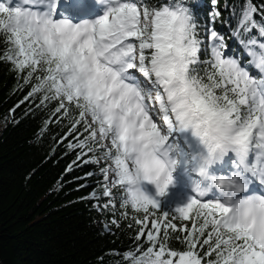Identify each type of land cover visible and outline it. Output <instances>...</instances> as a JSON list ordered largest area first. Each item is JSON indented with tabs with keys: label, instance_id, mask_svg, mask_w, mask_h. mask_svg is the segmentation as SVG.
<instances>
[{
	"label": "snow or ice",
	"instance_id": "snow-or-ice-1",
	"mask_svg": "<svg viewBox=\"0 0 264 264\" xmlns=\"http://www.w3.org/2000/svg\"><path fill=\"white\" fill-rule=\"evenodd\" d=\"M104 4L93 16L68 12L60 0H0V59L31 85L29 96L43 93L42 102L57 101L65 116L68 105L79 110L72 130L83 124L89 135L69 147L103 149L111 161L101 169L103 206L115 209L119 196L120 207L145 214L134 218L136 239L146 236L149 246L125 253L126 264H264V23L254 19L257 9L240 10L254 58L242 63L226 56L215 31L207 58L196 14L183 0ZM177 169L182 188L195 195L166 202ZM177 219L191 228H178ZM170 231L185 234L186 250L169 247Z\"/></svg>",
	"mask_w": 264,
	"mask_h": 264
},
{
	"label": "trees",
	"instance_id": "trees-1",
	"mask_svg": "<svg viewBox=\"0 0 264 264\" xmlns=\"http://www.w3.org/2000/svg\"><path fill=\"white\" fill-rule=\"evenodd\" d=\"M147 2L158 7L168 0ZM183 3L196 14L207 58H211L215 43L210 33L215 31L223 39L226 56L238 57L242 63L253 60L245 48L252 33H243L238 26L240 10L255 7L254 19L257 24L264 23V0ZM253 33L261 39L258 30ZM4 47L0 37V52ZM30 90L31 85H25L12 66L0 59V264H126L125 253L137 245H143L141 251L149 246L146 236L136 239L141 225L134 218L143 219L145 214L120 207L119 196L115 209L103 206L109 198L102 194L105 181L101 169L111 161L102 158L103 149L89 152L69 147L89 135L83 124L72 130L79 110L68 105V115L57 113V101L42 102L43 93L29 96ZM88 121L91 123L90 117ZM97 158L99 163H86ZM179 195L176 188L171 189L165 200L177 202ZM164 210L162 204L154 211L160 216ZM172 222L178 228H191V221ZM184 235L170 231L169 247L186 250Z\"/></svg>",
	"mask_w": 264,
	"mask_h": 264
},
{
	"label": "rangeland",
	"instance_id": "rangeland-1",
	"mask_svg": "<svg viewBox=\"0 0 264 264\" xmlns=\"http://www.w3.org/2000/svg\"><path fill=\"white\" fill-rule=\"evenodd\" d=\"M70 0H60V4H65V5H72V6H69V7H73V6H75V7H77L78 8V6H76V5H73V3L72 2H69ZM85 1V0H84ZM4 2H8V0H4ZM98 2V6L96 7V8H90V7H87V8H90V9H94V11H95V9H99V8H101L102 9V7H105V4H104V0H96V3ZM11 3H13V4H15V3H18V0H11ZM80 9H86V8H81V7H79ZM249 57V56H248ZM253 60H254V58L253 57H251ZM139 75V74H138ZM95 127H96V125H94ZM174 135H176V134H174ZM105 143H106V145L108 146V147H110V143L108 142V141H105ZM228 160V157H225L224 158V160H222V161H218L215 165H213L214 167H216V168H221V167H223V165L225 164V162ZM179 169H177V172L179 173ZM113 179V176L110 174L109 175V182L111 181ZM187 194H190V193H187Z\"/></svg>",
	"mask_w": 264,
	"mask_h": 264
},
{
	"label": "bare ground",
	"instance_id": "bare-ground-1",
	"mask_svg": "<svg viewBox=\"0 0 264 264\" xmlns=\"http://www.w3.org/2000/svg\"><path fill=\"white\" fill-rule=\"evenodd\" d=\"M69 2H72L73 5L81 7L78 3H76V0H70ZM83 2L86 3L90 8H96L98 6V2L96 3V0H83ZM73 7L75 8V6Z\"/></svg>",
	"mask_w": 264,
	"mask_h": 264
}]
</instances>
